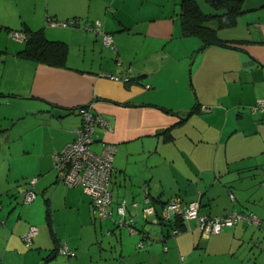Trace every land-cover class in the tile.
<instances>
[{"label":"crops","instance_id":"0c3cea01","mask_svg":"<svg viewBox=\"0 0 264 264\" xmlns=\"http://www.w3.org/2000/svg\"><path fill=\"white\" fill-rule=\"evenodd\" d=\"M180 4L0 0V108L8 121L26 114L16 135L0 128V264H264V108L252 109L264 98V0H242L231 26L211 19L223 42L205 46L182 32ZM71 17L100 20L115 49L100 33L48 22ZM22 30L61 42L64 64L26 56V40L12 36ZM87 103L110 123L96 125L91 148L116 146L104 218L53 168ZM28 188L36 196L24 202ZM174 196L198 199L202 214L253 212L260 223L239 218L206 235L188 219L170 235L159 216ZM120 199L129 224L118 223ZM30 225L37 233L26 245Z\"/></svg>","mask_w":264,"mask_h":264},{"label":"built area","instance_id":"2783aa9c","mask_svg":"<svg viewBox=\"0 0 264 264\" xmlns=\"http://www.w3.org/2000/svg\"><path fill=\"white\" fill-rule=\"evenodd\" d=\"M48 22L54 26H74L100 33L103 44L115 49L112 35L100 28V20L98 19L92 22H83L81 25L79 24L80 19L77 17L64 20L48 19ZM12 36L16 39H25L26 37L23 31H13ZM108 76L112 77L113 75L108 74ZM124 80L127 81L128 79L125 77ZM262 108H264V98L258 99L252 109ZM78 112L82 117V121L75 128L76 136L52 155L53 168L56 171L58 180L71 186L78 185L89 195L92 215L104 218L111 216V177L116 146L113 143H103L100 151H94L91 145L94 142L93 134L96 125L110 128V123L107 119L94 112L90 103L79 106ZM35 180L36 177L32 179V184ZM23 194L24 202L32 201L36 196L29 188ZM145 200L148 201V198ZM199 208L200 201L198 199L191 200L184 206L181 198L174 196L163 206L159 219L171 222L175 218H180L181 220L193 219L197 222L200 231L206 235L222 231L225 227L233 225L239 218H243L249 223H260L259 217L254 213L241 215L237 212H232L224 216H209L200 213ZM126 209L127 202L125 199H120L116 205V213L120 217L118 218L119 224H129V220H124ZM180 231L177 227H172L171 235H176ZM36 233L37 227L30 225L22 236L24 243L30 245ZM59 250L67 256L73 254L71 250L65 247H60Z\"/></svg>","mask_w":264,"mask_h":264},{"label":"trees","instance_id":"16d2710c","mask_svg":"<svg viewBox=\"0 0 264 264\" xmlns=\"http://www.w3.org/2000/svg\"><path fill=\"white\" fill-rule=\"evenodd\" d=\"M204 1L208 4V6H210L212 11H203L197 0H181L180 18L182 32L184 34L198 35L201 38L204 46L213 43L222 44L223 41L218 37L216 29L211 27L207 23L211 19H213L215 20L217 27H228L233 25L236 22L237 17L244 11V9L242 8V0ZM22 31L26 36V47L23 49V53L26 56L49 65L61 66L64 64L66 48L61 42L46 39L40 31ZM188 202L189 201H187L186 203L182 202V204L185 206ZM232 212H237L241 215H249L253 213H245L238 210H232L228 214ZM172 220L173 222L162 220L160 221L170 222L172 227H177L182 231L184 228L185 220H181L180 218H175Z\"/></svg>","mask_w":264,"mask_h":264},{"label":"rangeland","instance_id":"374dc122","mask_svg":"<svg viewBox=\"0 0 264 264\" xmlns=\"http://www.w3.org/2000/svg\"><path fill=\"white\" fill-rule=\"evenodd\" d=\"M6 113H9V109L0 108V128L10 127L12 126V134L16 135L17 133L23 129V118L26 117V114L23 111H16L14 113L13 119L11 121H8L7 119L3 118ZM3 118V119H2ZM13 124V125H11Z\"/></svg>","mask_w":264,"mask_h":264}]
</instances>
